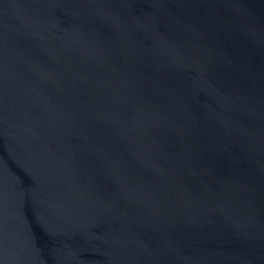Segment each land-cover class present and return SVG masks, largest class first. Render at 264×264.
I'll return each instance as SVG.
<instances>
[{"label": "water", "instance_id": "1", "mask_svg": "<svg viewBox=\"0 0 264 264\" xmlns=\"http://www.w3.org/2000/svg\"><path fill=\"white\" fill-rule=\"evenodd\" d=\"M0 264H264V0H0Z\"/></svg>", "mask_w": 264, "mask_h": 264}]
</instances>
